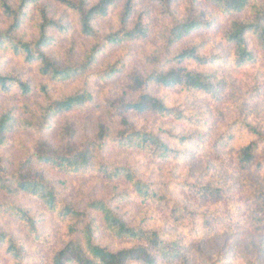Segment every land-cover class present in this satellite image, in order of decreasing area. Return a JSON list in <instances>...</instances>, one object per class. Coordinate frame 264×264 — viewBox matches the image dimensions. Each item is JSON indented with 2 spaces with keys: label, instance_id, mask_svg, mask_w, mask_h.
Listing matches in <instances>:
<instances>
[{
  "label": "trees",
  "instance_id": "1",
  "mask_svg": "<svg viewBox=\"0 0 264 264\" xmlns=\"http://www.w3.org/2000/svg\"><path fill=\"white\" fill-rule=\"evenodd\" d=\"M52 1L72 15L80 35L91 43L90 46L78 50L72 44L64 49L61 55H49L46 48L52 40L50 34L66 33L68 30L63 20L43 5L42 0H0V13L4 20V25L0 26V52L8 50L24 63L35 65L38 76L50 83H64L69 80L82 82V86L72 93L59 97L50 93L48 83L33 86L20 75L0 71L1 93L17 90L24 98L32 95L40 97L32 103H23L19 113L15 107L0 110V149L8 144L9 137L19 130L28 131L34 137L30 145H23L25 155L11 172L7 171V158L0 154V190L12 195H30L65 224L67 240L53 253L49 264H160L161 260L175 264L180 259H186L185 252L192 248V243L187 245L181 237L164 230H148L139 225H130L115 209L100 199L89 200L83 209H76L72 202L61 200L58 183L44 176L41 169L37 168L41 166L73 174L96 170L107 179L123 175L132 190L131 193L137 199L166 209L175 226L186 221L195 223L197 217L201 218L203 229L200 231L196 223L195 227L191 228L192 232L199 236L203 232L212 235L215 228L224 222H227L225 226L230 232L226 238L228 245L231 235L239 236L243 233L240 228H245L244 225L264 236V191L261 189H256L257 192H252L246 200L240 199L238 203V179L230 177L233 181L228 184L222 179L218 182H201L198 179L196 182H180L183 191L189 192L195 200L209 207H216V212L199 213L190 210L187 205H181L176 198L166 199V193L156 191L127 167L97 163L99 154L110 137V129L105 123H97L94 136L81 141L76 139L77 126L71 120H65L59 126L55 141L52 136H47L52 127V119L77 111L93 101V92L89 90L90 81H105L124 68L119 61L99 67L102 52L108 46L143 41L150 32L145 22L147 13H137L135 0ZM149 1L157 6L158 15L162 20L156 32V39L161 47H153L143 55V59L150 66L148 71L136 68L126 72L123 91L105 95L103 103L108 123L109 120L113 122L116 116L121 117L118 123L121 128L115 138L117 144L147 151L154 158L164 160L170 156L178 158L185 154L171 148L156 132L134 129L126 114L184 118L182 111L168 107L163 98L148 91L151 84L170 90L181 87L186 91L207 94L216 92V87L208 77L184 67L191 62L203 65L211 61L201 54V45L190 43L181 48L176 47L183 38L198 31L208 30L215 15L201 9L196 0H189L186 10L182 13L176 8L178 0ZM206 3L213 5L224 15L247 13V17L243 19L231 20L223 38L233 50L236 67L261 64L264 73V0H206ZM31 14L33 34L26 37L21 33V29ZM111 14L114 16V26L99 30L96 23ZM251 41L254 42V49L251 47ZM252 94L261 99L259 104H264V92L259 94V89H253ZM249 107L254 111L258 106H250L248 102L243 105L240 113L243 118L241 123L257 134L259 139L237 150L233 161L238 169L237 175L240 176L264 170V156L260 154L264 150V135L257 133L247 121ZM237 124V121L232 123L227 140L232 139L231 131ZM173 137L180 143L185 140L181 135ZM198 140L200 144L203 143L202 136L195 142ZM219 144H222L221 141ZM216 159L223 162L218 156ZM122 197H127V194ZM0 210L10 213L30 234H34L38 240L41 239L36 228L38 219L29 210L8 201L0 202ZM236 211L245 215L235 219L227 215L237 213ZM220 212L227 214L219 216ZM93 213L100 216L104 229L116 241L122 244L129 242L132 245L109 249L97 244L94 239L95 221L90 217ZM236 228L238 233H234ZM13 241V237L0 232V245L7 243L5 252L12 264H23ZM183 243L185 244L182 245ZM253 250L255 254L252 259L247 257V264H264V239L260 240L259 248L255 246ZM225 251L228 254L227 250ZM221 256L218 254V258Z\"/></svg>",
  "mask_w": 264,
  "mask_h": 264
},
{
  "label": "rangeland",
  "instance_id": "2",
  "mask_svg": "<svg viewBox=\"0 0 264 264\" xmlns=\"http://www.w3.org/2000/svg\"><path fill=\"white\" fill-rule=\"evenodd\" d=\"M196 1L201 9L215 15L212 26L208 30L198 31L190 37L183 38L176 47L181 48L190 43L201 45V54L211 61L203 65L191 62L185 64L184 67L208 77L212 85L216 87V92L207 94L186 91L185 88L181 87L170 90L151 84L148 91L163 98L168 107L182 111L184 118L179 116L159 117L154 114H126L134 129L156 132L171 148L182 152L185 154L184 156L178 158L170 156L164 160L156 159L147 151L117 144L115 138H117L121 128L118 124L121 117L116 116L113 122L109 120L108 123V117L105 115L104 96L123 91L126 82L125 74L129 70L137 68L148 71L150 66L143 59V55L153 47L155 49L161 47L156 39V32L160 28L162 20L158 15L157 6L149 0H135L137 13H144L145 15L147 13L145 22L150 28L148 37L140 42L114 47L108 46L100 55L98 66L104 67L119 61L121 65H124V68L105 81L99 79L90 81L89 90L93 92V101L77 111L52 119V127L47 132V136L49 138L52 136L53 141H55L59 126L65 120H71L77 126L76 139L81 141L94 136L97 123L103 122L110 129V137H108L102 152L99 154L97 163L127 167L133 170L136 177L151 185L153 189L160 191V193H166L168 196L166 199L176 198L181 205H187L190 210L204 213L205 211L216 212V207H209L203 202L195 200L189 192L183 191L182 186L179 185L180 182H196V179L201 182L203 180L218 182L222 179V181H226L225 184H228V182L233 181L230 177L238 179L239 184L236 192L240 197L237 200L238 203H240V199L246 200L245 198L252 195V192H257L259 189L264 191V170L258 173L252 172L249 175L241 174L240 176L237 175L238 169L233 161L241 146L259 139L257 134H254L252 130L241 123L243 120L240 114L241 107L247 102L250 106H258L254 111H251L250 107L248 108L247 121L257 133L260 132L264 135V104H259L261 99L252 94L253 89H259V94L264 92V73L261 64L243 68L236 67L233 50L223 38V33L231 20L243 19L247 17V13L224 15L213 5L207 4L206 0ZM188 2L189 0H178L177 11L179 13L184 12ZM42 4L55 12V15L63 20L68 29L66 33L52 32L50 34L52 40L46 48L49 55H61L64 49L72 44L78 50L91 45L85 37L80 35L69 12L56 6L52 0H42ZM31 16L32 14L21 29V33L26 37L33 34V16L32 19ZM3 25L4 20L0 13V26ZM96 26L99 30H107L114 26L113 14L99 20ZM251 47L254 49L253 41H251ZM0 71L6 74L20 75L24 80L30 81L33 86L39 83H48L50 93L53 96L60 97L70 94L82 86L81 81L71 80L64 83H50L47 79L38 76L35 65L24 63L21 58L8 50L0 52ZM250 97L254 99H250ZM38 99H40L38 95L24 98L17 90H12L9 93L0 92V110L15 107L19 113L23 103H32ZM115 111L114 113H116ZM236 121L238 124L233 126V130L231 129L233 137L227 140L230 127ZM179 135L185 138L184 142L180 143L173 137ZM37 136L36 134V138ZM201 136L203 143L200 144L199 140L195 142ZM33 138V135L28 131L19 130L12 134L8 144L0 149V154L7 158L8 172H11L17 162L25 155L23 145H30ZM220 141L222 144H219ZM260 154L264 156V150ZM217 156L223 162L217 160ZM37 168L41 169L44 176L58 183L57 187L61 200L72 202L78 210L83 209L87 201L100 199L115 209L130 225H139L148 230H164L181 237L183 241L187 242V245L191 242L192 248L185 252L186 259H180L175 264H247V257L252 259L255 254L253 248L255 246L259 248L260 240L264 239V236H261L257 231L244 225L245 228H240V232L243 233L239 236L231 235L228 245L226 238L230 232L225 226L227 222L218 225L212 235L203 232L199 236L191 230L195 227V223L199 230L203 229L202 219L198 217L195 223L190 224L189 221L185 220V223L175 226L166 209L137 199L131 193L132 190L123 175L107 179L103 174H98L96 170L73 174L63 173L49 166ZM124 194H127V197L123 198ZM6 201L29 210L38 219L36 228L41 239L38 240L34 234H30L17 219L3 210H0V232L14 238L13 246L19 252L23 264H49L53 253L61 248L64 241L67 240L65 224L37 199L25 193L12 195L0 190V202ZM219 214V216H223L227 213L220 212ZM243 214L240 215L237 212L227 215H231L235 219L240 218ZM90 217L95 221L94 239L97 244L109 249L132 245L129 242L122 244L116 241L104 229L98 214L93 213ZM236 230L237 228L234 233H238ZM232 242L233 246H231ZM7 246V243L4 246L0 245V264H12L5 252ZM218 254L222 255L221 258H218ZM160 264L172 263L161 260Z\"/></svg>",
  "mask_w": 264,
  "mask_h": 264
}]
</instances>
